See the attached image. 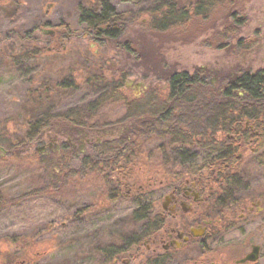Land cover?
<instances>
[{"label": "flooded vegetation", "instance_id": "obj_1", "mask_svg": "<svg viewBox=\"0 0 264 264\" xmlns=\"http://www.w3.org/2000/svg\"><path fill=\"white\" fill-rule=\"evenodd\" d=\"M256 6L260 11L255 17L251 9ZM229 17L227 65L216 64L212 72L177 70L166 78L124 72V79L118 81L121 94L112 97L125 108L121 120L56 127L53 130L60 134L40 141L43 148L55 146L59 153L68 143L74 152L70 159L59 161L66 163L67 174L56 176L58 188L64 180L87 186L91 181L106 182L111 187L109 203H127L133 220L141 224V239H133L132 233L101 249L103 264H264V174L250 176L243 168L251 161L264 167V117L260 130L249 119L246 130H217V123L211 130H201L202 84L212 93L223 94L237 86V97L243 99L245 76L259 75L264 80V0H245L243 8L237 5L229 10ZM54 33L61 44L63 33ZM92 39L95 44L106 42ZM182 72L190 78H171ZM262 92L264 96V88ZM126 132L135 142H105ZM142 133L154 147L152 155L160 157L159 171L152 168L149 175L143 165L138 166V151L129 150L145 144L139 142ZM108 147L124 150L106 153L103 149ZM104 155L115 156V161L104 162ZM81 165L83 174H77ZM82 207L75 216L80 217L83 209L82 216L92 220L108 206L99 200ZM139 211L145 217L135 219ZM189 249H194L195 258L179 260Z\"/></svg>", "mask_w": 264, "mask_h": 264}, {"label": "rangeland", "instance_id": "obj_2", "mask_svg": "<svg viewBox=\"0 0 264 264\" xmlns=\"http://www.w3.org/2000/svg\"><path fill=\"white\" fill-rule=\"evenodd\" d=\"M102 1L0 0V130L15 132L27 118L33 120L44 113L51 116L79 113L76 116L85 117L90 125H104L123 118L125 108L116 99L110 98L109 102L92 107L103 90L89 86L81 78L90 59L96 57L95 53L100 58L113 54L103 44H95L85 27L78 23L80 5L98 6ZM109 1L128 21L122 41L136 38L137 52L134 54L141 58L137 61L138 66H121L118 75L125 72L129 76L160 75L166 78L177 70L194 73L214 71L216 64L219 67L227 65L231 51L227 50L230 38L225 24L231 22L229 26L232 25L229 9L234 1L231 0L227 7L210 10L207 18L194 17L186 25L163 32L149 28L154 16L150 13L152 8L163 2L173 3L179 9L199 0ZM236 4L243 8L245 0ZM251 10L256 17L260 7ZM46 20H51L52 25L43 27L38 37L48 51L33 61L13 64L8 57L13 53L7 41L13 37L17 39L16 33ZM61 23L70 24L68 33L59 29ZM57 30L63 33L61 44L53 40L55 33L51 32ZM67 78L75 79L79 86L69 90L55 87ZM56 127L65 128L60 124ZM144 143L135 157L139 160L138 166L143 165L144 173L149 175L152 168L159 171L160 157L152 155L151 142ZM31 149L33 156L28 152L9 155L0 150V264H103V247L122 237L128 238L132 233L142 232L141 224L133 220L127 203H109L111 187L106 182L91 181L87 186L83 182L64 180L59 185L62 188L57 189L59 191L48 189L43 159L59 152L55 146L43 148L41 142ZM243 168L250 176L264 174V167L253 161ZM99 200L103 206H108L103 213L87 220L82 216V209L80 217L75 216L77 210L85 208L83 205ZM194 258V249H189L179 260L184 262Z\"/></svg>", "mask_w": 264, "mask_h": 264}, {"label": "trees", "instance_id": "obj_3", "mask_svg": "<svg viewBox=\"0 0 264 264\" xmlns=\"http://www.w3.org/2000/svg\"><path fill=\"white\" fill-rule=\"evenodd\" d=\"M121 1L138 2L141 0ZM232 1H234L232 7L237 6L236 3H238V1ZM228 3H231V0H199L194 5L178 9L173 3L161 2L150 11L151 15L154 16L151 19L149 28L152 29V31L160 32L178 28L186 25L191 18L199 16L207 18L211 14L210 10H213L218 6L227 7L229 5ZM78 23L80 26L85 27L87 35L100 38V40H106V42L101 43L108 48V50L113 52V54L104 55L102 58L98 57L95 53L96 57L90 59L89 66L84 69L83 75L81 76L89 86L95 88L98 87L103 90L99 98L91 104L92 107L96 104L101 106L109 102L110 97L112 98L121 94V92L118 91L120 88L118 81L123 80L124 76L117 74L119 68L128 65L129 67L132 65L138 66L139 63H137V61L141 58L139 55L135 56L134 54L137 52L135 48L137 39L132 37L129 38V40L122 41L127 29L128 21L127 18L123 16V13L119 12L117 7L109 0H103L98 6L92 4L80 5ZM229 24H231V22L225 24V29L231 32L232 25L229 26ZM51 25V20L43 21L24 32L16 33L18 34L17 39L13 37L11 38L13 40L9 39L7 41L10 42L9 47L13 53L7 55L13 60V64L33 61L48 51L38 37V34L43 27H49ZM58 27L62 31L65 30L66 33H68L71 28L69 23H61ZM237 29L238 28L236 27L235 31H237ZM53 40L55 42L56 38ZM138 68H140V66ZM204 76L205 74L203 73L201 77L203 78ZM171 78L179 81L182 79H189L190 76L188 73L182 72L179 74H172ZM243 81L242 87L245 88V98L243 99L237 97V86H232V89H235V91L229 90L223 94L218 91L212 93L210 90L206 89L207 84H202L203 99L201 103L203 104V109L201 110V130H211L213 125L215 128L216 123L218 124L217 130H246V119H249L250 123L253 124L256 130H260V119L264 117V109L262 108L264 104V96L262 92L264 88V80L258 75L254 78L251 76H245V80ZM78 86L76 80L72 78L71 80H68V78L64 79L55 85L56 88L60 87L61 90H69L77 88ZM186 94H190L189 90L186 91ZM213 95L217 96V98H211ZM208 96L209 99L206 100L205 97ZM41 103L42 102L39 104ZM78 114L51 116L44 113L33 120L27 118L24 122L19 124L18 128L16 127L17 129L15 132H9L5 129L0 130V146L4 147L9 155L23 152L31 154L30 151L34 144L40 142L44 138H48L50 134H60L58 133L60 131L53 130L56 124L63 125L64 127H68L72 123L88 124L85 120L86 118H79L76 116ZM141 137L142 139L139 140V142L146 141V133H142ZM105 142L119 144L132 143L135 142V140L130 132H126L120 138H115L114 140L108 138ZM103 150L106 153L115 154L124 149H121L120 147L117 149L108 147ZM129 150L134 152L139 151V149L135 148H129ZM73 155L74 152L70 145L65 143L60 153H53L51 156H48L46 160L43 159L44 164L42 163V167L49 180L47 183L48 189H59L57 185L59 184V179H57L56 176L67 174V172L64 171L67 169L66 163H61L59 161L70 159ZM102 159L105 160L104 162H109L110 160L115 161V156L104 155L102 156ZM46 161L48 162L46 163ZM82 166L83 165L79 168L77 174H83ZM55 185H57L56 188H54ZM1 197L2 193L0 192V206L2 205ZM144 217L145 216L140 211L134 214L135 219H142ZM149 226L151 227V224ZM143 234V232L135 234L133 239H141ZM123 238L126 237H122V239ZM110 249L111 247H108L109 251ZM13 259L16 261L18 258L15 256Z\"/></svg>", "mask_w": 264, "mask_h": 264}, {"label": "water", "instance_id": "obj_4", "mask_svg": "<svg viewBox=\"0 0 264 264\" xmlns=\"http://www.w3.org/2000/svg\"><path fill=\"white\" fill-rule=\"evenodd\" d=\"M51 33H54V32H51ZM0 150L3 151V152H6V149L2 146H0Z\"/></svg>", "mask_w": 264, "mask_h": 264}]
</instances>
